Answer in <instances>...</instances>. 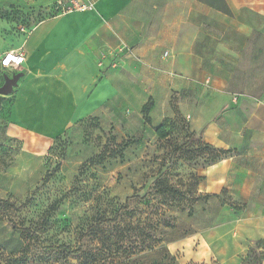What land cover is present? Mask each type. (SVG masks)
Wrapping results in <instances>:
<instances>
[{
  "label": "crops",
  "instance_id": "1",
  "mask_svg": "<svg viewBox=\"0 0 264 264\" xmlns=\"http://www.w3.org/2000/svg\"><path fill=\"white\" fill-rule=\"evenodd\" d=\"M18 35L0 41V51L26 55L5 68L22 73L7 96L10 135L39 151L105 105L113 114L128 101L130 131L178 111L204 142L231 150L202 174L201 192L228 191L232 202L200 234L199 250L236 256L264 244V87L256 67L264 62V0H97L94 10L57 14Z\"/></svg>",
  "mask_w": 264,
  "mask_h": 264
},
{
  "label": "rangeland",
  "instance_id": "2",
  "mask_svg": "<svg viewBox=\"0 0 264 264\" xmlns=\"http://www.w3.org/2000/svg\"><path fill=\"white\" fill-rule=\"evenodd\" d=\"M56 6V0H0V41L15 42L19 32L21 36L57 15ZM116 54L110 55L114 67L126 48ZM240 66L250 69L249 64ZM256 67L263 71L258 81L264 87V62ZM8 71L0 66V87L5 75L11 76ZM7 96L0 94V198L12 205L0 207V264H42L40 257L51 244L77 246L88 227L117 215L137 228L131 231L133 240L145 242L115 252L110 260L117 264H129L138 254L146 255L139 264H169L167 254L175 264H231L230 257L237 264H264L261 242L236 256L223 255L221 249L213 255L199 250L200 234L213 226L214 216L232 198L228 191H200L202 174L216 152L191 135L187 117L168 119L166 138H160L156 127L130 131V104L120 101L113 114L105 105L73 121L48 148L36 151L34 144L8 132ZM160 180L182 195L163 192ZM23 229L36 231L43 248L30 242Z\"/></svg>",
  "mask_w": 264,
  "mask_h": 264
},
{
  "label": "trees",
  "instance_id": "3",
  "mask_svg": "<svg viewBox=\"0 0 264 264\" xmlns=\"http://www.w3.org/2000/svg\"><path fill=\"white\" fill-rule=\"evenodd\" d=\"M151 107L152 102L150 101L144 106L142 111L146 123H150L149 112ZM180 115L181 114L176 111V116ZM168 119H165L160 125L156 127V133L160 136V138H166L168 136V132L165 131L164 126ZM190 132L192 136H196L194 132ZM197 139L199 141H202L205 144V147L216 152V159H214L212 163H215L231 152V150L217 149L211 146L210 144L204 142L201 136H197ZM158 186H160V189L163 192L171 193L174 195H182L183 193H181L180 190L174 188V186L166 185L162 180L158 182ZM208 196L209 195H206L205 198H208ZM10 205L12 204L9 200L0 198V207L3 210H7V207ZM106 224H108L109 226H105ZM135 229L137 228L135 226H131L129 222L123 224L120 221L119 215L112 219H103L98 223L88 227L86 232L80 234L77 241V246H71L65 243L51 244L49 251L45 253V255L43 253L39 261L42 264H117L110 260L115 252L119 251L120 249L127 250L129 245L138 247L139 245L145 243L142 241H139L140 243H137L136 240H133L134 234H132L131 231ZM22 231L28 234L27 237L29 238L30 242H33L39 247L43 248L44 242L40 239V236L36 231H30L27 229H23ZM138 232L139 234H142V238L143 230L141 228H138ZM85 240H87L88 242L92 241V243L85 244ZM140 251H143V249L141 248ZM145 256L146 255L138 254L133 259L130 257V260H128L130 261L129 264H137ZM166 258L169 264L176 263L175 257L171 254L169 255V257L167 254ZM23 259L24 263H26L27 260L25 258Z\"/></svg>",
  "mask_w": 264,
  "mask_h": 264
},
{
  "label": "built area",
  "instance_id": "4",
  "mask_svg": "<svg viewBox=\"0 0 264 264\" xmlns=\"http://www.w3.org/2000/svg\"><path fill=\"white\" fill-rule=\"evenodd\" d=\"M96 2L97 0H56V8L58 14L73 11H91L96 8ZM124 48H121V50ZM25 61L26 55L21 48L0 51V66L3 68L12 69L22 65Z\"/></svg>",
  "mask_w": 264,
  "mask_h": 264
},
{
  "label": "water",
  "instance_id": "5",
  "mask_svg": "<svg viewBox=\"0 0 264 264\" xmlns=\"http://www.w3.org/2000/svg\"><path fill=\"white\" fill-rule=\"evenodd\" d=\"M22 73H17L12 76L5 75V83L0 87V94L10 95L13 93L14 88L18 85V81Z\"/></svg>",
  "mask_w": 264,
  "mask_h": 264
}]
</instances>
